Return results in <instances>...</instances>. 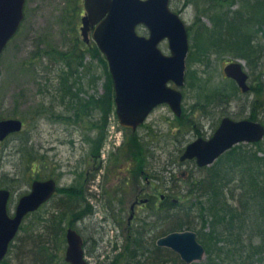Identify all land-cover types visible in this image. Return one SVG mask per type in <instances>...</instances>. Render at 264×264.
I'll use <instances>...</instances> for the list:
<instances>
[{"label":"rangeland","instance_id":"rangeland-1","mask_svg":"<svg viewBox=\"0 0 264 264\" xmlns=\"http://www.w3.org/2000/svg\"><path fill=\"white\" fill-rule=\"evenodd\" d=\"M169 6L180 16L188 35L183 86L168 83L182 94L181 114L177 116L167 105L155 107L144 126L132 133L118 123L104 56L92 41L91 32L83 36L80 31L81 17L85 14L83 0H25L20 29L0 56V120L23 121L20 132L0 141V190L9 191L7 209L13 216L18 199L30 192L34 180H54L58 188L52 199L24 218L20 230L27 231L19 230L0 264H23L19 249L23 243L32 241L31 235L38 237L32 230L47 226L46 220L57 210L65 213V232L71 228L83 238L88 264H156L148 249L154 250L157 239L169 233L173 219L197 226L194 233L205 254L201 261L192 264H207L210 260L209 264H264V256L258 252L260 241L253 231L243 238L230 237L223 229L226 223L213 210L209 213H215L216 219L211 223L208 213L209 224L202 230L199 208L192 205V211L186 214L189 201L180 200L178 193L186 188L191 177L205 174L190 164L179 163L185 146L198 135L207 137L211 127L225 117L264 125V96L260 103H253L257 75L264 90V60L262 71L230 54L220 57L210 54L206 61L200 62L196 41L190 34L198 11L187 0H170ZM240 6L236 4L232 9ZM202 21L209 25L207 19ZM137 33L148 34L143 28H138ZM167 46V42L159 45L164 55H170ZM50 50L54 56L49 55ZM235 61L243 65L249 76L252 88L249 94L243 95L236 82L225 77L223 68ZM66 76H71L69 82L76 77L78 97L65 95L68 86L62 85V81ZM61 94L64 96L60 98ZM91 106L101 108L95 110ZM99 149L103 152V169L98 171L97 186L92 184L81 193L87 163L99 168L98 163L89 159ZM240 154L241 166L232 167L229 163L224 171L229 174L231 188L237 187L242 175L249 179L250 185L264 183V173L256 162L257 158L264 160V139L252 146L246 144ZM226 159L224 156L221 163ZM127 169L129 186L123 188ZM246 186L241 185L235 192L234 208L239 213L245 209L248 195L260 194L256 187ZM103 188L110 189L106 191L111 194L108 199L102 195ZM122 188L125 196L120 193ZM141 189L156 197L147 207L135 209L136 222L128 227L133 197ZM88 190L97 194L95 199L87 195ZM222 191L229 204L234 205L230 194L224 188L219 192ZM83 194L88 198L82 201ZM161 196L168 197L169 202L179 199L175 212L169 211L174 218L167 219L169 213L166 215L162 209ZM66 200L72 201L71 207L66 206L69 203L64 205ZM218 248L221 252L216 251ZM65 250L66 242L63 260L57 264H67ZM173 254L167 253L165 264H184Z\"/></svg>","mask_w":264,"mask_h":264},{"label":"water","instance_id":"water-1","mask_svg":"<svg viewBox=\"0 0 264 264\" xmlns=\"http://www.w3.org/2000/svg\"><path fill=\"white\" fill-rule=\"evenodd\" d=\"M24 2L0 0V55L23 20ZM84 7L87 14L82 18V35L86 36L90 27L94 29L92 38L105 56L112 79L120 125L135 129L155 106L164 103L179 116L182 95L167 83L183 85L188 35L183 21L170 10L169 0H84ZM138 26L147 29V37L136 33ZM164 40L170 55H164L158 48ZM223 72L242 92L248 89V77L240 62L227 64ZM21 129L22 122L18 119L1 120L0 141ZM263 136L264 128L259 123L224 118L210 140L199 139L188 145L180 159L196 158L199 166L209 165L233 145L257 142ZM55 192L54 180L33 181L30 192L18 200L11 217L7 211L10 193L0 190V262L24 217L37 211ZM65 239V262L88 264L82 237L69 228ZM157 246L170 249L185 264L199 262L204 257V248L190 231L170 233L158 239Z\"/></svg>","mask_w":264,"mask_h":264},{"label":"trees","instance_id":"trees-1","mask_svg":"<svg viewBox=\"0 0 264 264\" xmlns=\"http://www.w3.org/2000/svg\"><path fill=\"white\" fill-rule=\"evenodd\" d=\"M187 2L198 11L195 27L190 34L192 39L196 41L195 49L200 62L206 61L210 54H215L218 57L223 56V54H230L234 57L243 58L248 66L256 67V69H261L262 71V60H264V0H187ZM236 4H240L241 6L233 10L232 8ZM202 18L207 19L209 25H205ZM49 55H53L52 50H50ZM75 59L78 60L79 57H75ZM70 78L71 76H66V79L62 81V85L68 86L65 95L78 97V81H75L76 77H74L73 81L69 82ZM259 78L257 75L256 85H258L259 90L257 91L258 88L255 87L254 93L256 96L253 103H260L259 99L264 96V90L260 84L261 81L258 80ZM62 96L64 95L61 94L60 98ZM100 108L99 106H91V109L95 110ZM239 147L241 150H239ZM245 149L246 144H241L237 148L236 146L233 147L219 157L213 165L200 169V172L205 171V174L203 176L191 177L190 181L186 183V188L178 193H180V200L186 198L187 202L191 203V205H187L186 214L190 213L191 209H193L192 207L195 205L199 208L202 230L209 224V215L211 223L216 219V214H211L209 211L219 212L220 221L226 223V228L223 229L229 232L230 237L239 236L243 238L247 232L253 231L255 233L254 236L258 237L260 241L258 252L264 256V183L259 186L256 184L254 186L250 185L249 179H246L242 175L237 182V187L231 188L232 182L228 180L229 174L224 172L229 163H231L232 167L241 166L242 161L240 157L242 156L240 152ZM246 155L248 156L249 154ZM224 156L227 159L224 163H221ZM256 162L263 174L264 160L257 158ZM245 163L244 165L248 169L249 166L247 162ZM232 169H235V167ZM258 174L261 175L260 173ZM224 182L227 184L226 186L222 185ZM217 183L220 186H215ZM241 185H247L246 187L249 189L256 187L258 189L257 193L260 194L251 195L250 197L248 195L245 199V209L239 213L236 211L239 209L237 207L234 208V206L237 202L235 192L237 189H240ZM223 188L230 194L234 205L229 204V199H227L223 191L219 192ZM206 192H209V195H206ZM203 198L205 199L204 202L201 201ZM220 199L222 202L219 201ZM68 203L69 205H66ZM70 203L72 204V201L68 202L66 200L64 205L70 206ZM179 203V199L170 200L169 202V198L165 197V200L162 201V209L165 210V214L167 215L170 210L175 212L174 209L179 207ZM64 205L58 209H61ZM208 205L209 209H207ZM171 218H174L173 213H169L167 216V219ZM65 219V213L57 210L46 220V223L48 222L47 226L32 230L34 233H38V237L31 235L32 241L23 243L19 249L21 252L20 261L23 264H57L61 262L63 260L62 253L65 248V229L67 227ZM170 223L172 228L168 231L169 233L180 231L195 232L197 228L192 223L183 222L182 224L178 223L175 219L170 220ZM41 229L43 230L42 232ZM21 230L27 231L24 228ZM218 241L219 239L216 240V242ZM216 251L221 252V248H218ZM148 252L150 258H153L152 261H155L156 264H165L168 261L166 257L167 253L173 254L168 249L156 245H154V250L148 249Z\"/></svg>","mask_w":264,"mask_h":264},{"label":"flooded vegetation","instance_id":"flooded-vegetation-1","mask_svg":"<svg viewBox=\"0 0 264 264\" xmlns=\"http://www.w3.org/2000/svg\"><path fill=\"white\" fill-rule=\"evenodd\" d=\"M91 28V27H90ZM92 30L93 29H90V31L89 32H91V35H92ZM89 40V39H88ZM88 40H86V41H88ZM249 85V84H248ZM250 91H251V87L249 86V88L246 90V91H243L242 93H243V95H245V94H249L250 93ZM164 104H162V106H163ZM161 106V105H160ZM158 107V106H157ZM220 123L221 122H218V124L216 125V126H212L211 127V131H210V133H209V135L206 137L204 134L203 135H198L193 141H196V140H199V139H201L202 141H205V140H209L210 138H212V136L214 135V133L216 132V130L219 128V126H220ZM106 124H108V122H106ZM144 124H145V122L143 123V124H141V125H138L135 129H132V128H124V127H121L123 130H127V131H131L132 133H136L139 129H141L143 126H144ZM196 128V126H194V129ZM195 131H197L196 129H195ZM105 132H107V129H105L104 130V133ZM192 141V142H193ZM188 145V144H187ZM186 147V146H185ZM184 151V150H183ZM183 151H182V153H183ZM102 151H101V149H99L96 153H93L92 155H90V157H89V159H92L94 162H96V163H98V165H99V168L97 169L96 168V165H94V164H88L87 163V165H86V168H85V173H84V181H83V185H82V191H81V193H85V189L86 188H89V187H92V184H94L95 185V181H96V179L98 178V177H100V174H98V171H101V169H103V160H101V157H102ZM182 153H181V155H182ZM180 155V156H181ZM179 163H180V166H185L186 164H190V165H192L193 166V169H198V170H200V169H203V168H205V167H209V166H211V165H213V164H211V165H206V166H202V167H199L198 165H197V162H196V158H194V159H192V160H184V161H180V157H179ZM94 165V166H93ZM106 167V166H105ZM107 168V167H106ZM106 168H104V169H106ZM97 169V170H96ZM131 170V169H130ZM125 173V175H126V177H125V182H124V184H123V188L125 187V186H129V184L127 183V181L129 180V178H128V176H129V171H128V169H127V171H125L124 172ZM185 174V172H183L182 173V175H184ZM183 177V176H182ZM101 178H102V176H101ZM131 182H132V180H131ZM149 183L147 182V185H148ZM95 186H97V185H95ZM123 188L121 189V191H120V193L123 195V196H125L126 194L123 192ZM107 190H109L110 191V189L109 188H103V193H102V195H103V197H104V199H108L109 197H110V195L111 194H108V193H106V191ZM89 191V193L87 194V195H89L90 197H93L94 199L96 198V196H97V194L94 192V191H92V190H88ZM100 196V195H99ZM156 196H151V195H149V194H147V193H145L144 192V189H141L138 193H136L135 194V196L133 197V200H132V204H131V216L132 217H129L130 219L129 220H127V225H128V227H131V224H133L134 222H136V218H137V214H136V208H138V209H143V208H145V207H147L150 203H151V201L155 198ZM21 198V197H20ZM19 198V199H20ZM84 198H88L85 194H83V197H82V201H83V199ZM18 199V200H19ZM161 199H163V200H165V197L164 196H161ZM134 209H133V208ZM135 212V213H134ZM84 241V240H83ZM84 246H85V243H84ZM166 249V248H165ZM85 250V249H84Z\"/></svg>","mask_w":264,"mask_h":264}]
</instances>
